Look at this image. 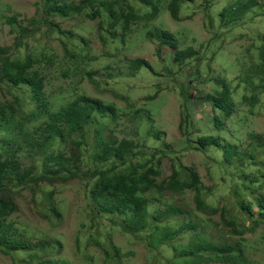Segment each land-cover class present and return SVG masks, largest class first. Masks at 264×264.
I'll list each match as a JSON object with an SVG mask.
<instances>
[{
	"label": "trees",
	"instance_id": "1",
	"mask_svg": "<svg viewBox=\"0 0 264 264\" xmlns=\"http://www.w3.org/2000/svg\"><path fill=\"white\" fill-rule=\"evenodd\" d=\"M193 1L38 0V15L28 23L23 24L17 14L0 15V89L12 97L0 99V254L13 264L73 262L60 255L63 233L44 234V240L34 244L12 219L19 210L15 196L28 188L48 196L42 204L45 216L60 226L66 205L52 199L53 182L63 187L77 185L84 198L80 207L84 220L78 228L80 248L95 229L101 230L106 219L115 227L119 224L123 233L131 232L147 242L149 264H157L154 256L165 264H261L249 255L253 243L246 235L253 234L264 248V134L254 133L251 127L255 109L264 105V0H231L225 6H219L217 0H203L201 11L207 22L212 29L218 26L201 50L193 46L196 39L188 32H169L157 19L160 12H169L173 20L180 21L183 7ZM82 15L99 20L97 32L104 44L99 54L90 51L94 41L79 29L77 17ZM57 18L74 21V26L64 29ZM138 24L139 39L158 42L161 60L153 65L145 59L125 58V52L137 46L129 36ZM5 26L16 35L8 47L1 45ZM247 27L254 28L250 32ZM237 31L251 34L254 43L237 59L242 70L234 85L213 76L209 64L216 62L215 57L222 61V42ZM87 32L93 35L91 29ZM44 33L51 45H41ZM54 41L64 52V65L54 61ZM116 43L119 47L114 51ZM51 66L58 67L61 79L81 77L93 84H98L94 72L100 68L108 81L135 82L134 72L145 73L156 82V92L140 103L132 101V92L120 96L126 107L116 100L70 93L67 98L59 94L53 103L47 91ZM163 72L169 80L165 92L180 94L179 151L169 143H159L165 136L162 126H156L161 112L143 113L138 108L165 96L158 91L164 87L159 78ZM206 88L212 91L205 92ZM237 99L249 107L247 111H240ZM126 111L133 113L130 120L135 132L130 134L132 139L119 140L112 133ZM259 115H264V108ZM84 145L94 153L89 156L84 150L81 154ZM183 151L203 153L210 160L214 168V174L210 167L208 171L213 181L210 187L193 165L184 167L182 162L173 165L168 178H161L160 153L172 157ZM27 161H31L28 167ZM217 213L220 219L214 220ZM155 239L157 247L153 246ZM168 243L177 248L173 258ZM109 250L115 251L114 259ZM105 253L118 263V247L110 245Z\"/></svg>",
	"mask_w": 264,
	"mask_h": 264
},
{
	"label": "rangeland",
	"instance_id": "2",
	"mask_svg": "<svg viewBox=\"0 0 264 264\" xmlns=\"http://www.w3.org/2000/svg\"><path fill=\"white\" fill-rule=\"evenodd\" d=\"M217 1L219 6H225L231 0ZM37 2L38 0H0V15H4L5 13H8V15L17 14L19 20L23 24L28 23L38 15V7L36 5ZM202 4L203 0H194L193 2L187 3L182 9L180 21L173 20L172 17H170L169 12H160L157 19H159V21L164 24L165 30H168L169 32L175 33L178 32V30H183L185 33L188 32L190 37L192 36L196 39L193 46L197 50H201L200 46L206 45L211 41L213 32L218 26L215 24V28L212 29L210 27L209 23L206 20V16L201 11ZM56 20L61 23V26L64 29H70L74 26V21H62L59 18H57ZM77 21L81 33L84 35L87 34V36L94 41L93 48H91L90 51L99 54V52L104 47V44L99 39L97 32L99 20L90 21V19L87 18L86 15H82L80 17H77ZM257 26L258 24L255 25V27ZM140 27L141 24L133 27V33L129 37L135 39V41L137 42V46L132 52H125V58L128 60L141 58L147 60L151 65H153L161 60L157 55L158 42L154 38L151 39L149 37H141L139 39ZM152 27V25L149 26L146 31H148ZM253 28L247 27L250 32L253 30ZM90 29L93 31V35L90 34V32H87ZM249 35L251 34L237 31L234 32V34L230 38L225 39L222 42V61H220L218 57L217 59L215 57L216 62L209 64L210 70L213 72V76H221L222 78H225L228 81L232 82L234 85H238L239 81H236V79H239L242 69H240L237 59L241 58L245 48H248L250 45H252V43H254V41L251 39V36ZM15 36V34L10 33V28L8 26L2 27L1 45L6 47L12 46L15 40ZM46 36L47 35L45 33L43 34V36H41L39 40L41 45H51V42L47 40ZM130 41H132V39H130ZM29 46L31 48H34L35 44L32 41H29ZM52 46V51L55 53L54 61L57 63V66H59V63L64 65L66 63V60H63L64 52L60 47V43L58 41H54L52 43ZM117 47H119V45L116 43L113 50L115 51ZM163 51L165 52L166 49H163ZM163 51L162 55H164ZM56 55L58 57H56ZM120 61L129 64L125 59H122ZM232 65L234 67H232ZM159 67H161V65ZM48 70L50 71L48 80L51 81L47 87V91L53 103L60 97L59 94H63V96L67 98L66 94L70 93L73 95L85 94L91 97L116 100V102H118L120 106L126 107L125 103L122 102L120 96H129L130 92H132V101H134L135 103H140L144 100V96L146 97L148 96V94L154 95L156 92V82L148 78V75L145 73L139 75L138 73L134 72L132 75L137 76V80L135 82H131V80L120 81L114 79H110L108 81L106 79V75H104L102 72L103 69L100 68L96 72H94L96 82H98V84H93L90 83L88 79L81 77L61 79L60 71L56 66H51ZM128 75V72H124V76ZM164 77L167 78L166 72H163V74L159 76V78H163L162 83L164 87L163 89H160L158 91L163 93L166 96H164L166 99L164 100V97L162 96L155 101H148L145 104H140L138 108L143 113L146 111H149L153 114L161 112L162 117H158L159 123H156V126H162V129L165 132V136L164 139L159 143H169L173 146V149L179 151L176 146L179 144L181 138V134L178 128V125L181 122V99L179 97L180 94L178 95L177 92H165L169 87V80L168 78L165 79ZM99 82H103V84H100ZM207 91H212V89L206 88L205 92ZM191 92H194V90H191ZM262 97H264V95H262ZM0 99L10 100L12 99V97L7 93V91L0 89ZM58 101L61 100L59 99ZM164 102L165 106H163ZM237 102L238 104H240V111L248 110L249 107L242 106L239 99H237ZM262 108H264V105L261 103V105L255 109V115L251 116V127L254 133L257 134H264V115H259V112L261 113ZM132 116L133 113L127 111L124 112L123 115H121L118 121V127L112 133L115 138H118L119 140H122L123 138L132 139L130 134H133L135 132L133 127L134 123L130 120ZM233 119L238 120L237 116H233ZM137 122L138 124L144 123L145 125H147V121H143V119H141V121L137 120ZM229 122L230 121H226L227 124H229ZM109 126L111 129L112 126ZM109 132L110 130L106 131L105 134L108 135ZM244 132L245 131H242L241 133ZM81 148V154H83L84 150H87L89 156L94 153L92 147L88 148L86 145H84ZM160 158L162 159L161 178H168L172 174L173 165L177 164L178 162H182L184 167L193 165L197 169V172L201 175L202 182L206 186L210 187L213 184V181L208 176V171L210 167V170L214 174V168L211 165L210 160L203 153L183 151L181 153H177V155H173L172 157H164V155L160 153ZM30 164L31 161L25 162L26 167H28ZM84 169L87 170L86 163L84 165ZM53 184L54 186L51 189L53 191H49L53 192L52 199L54 201H57V203L63 201V203L66 205L64 219L60 226H55L48 218H46V206L44 203V206L42 207V204L43 202H45V200H48V196H42L40 190L35 191L33 189L24 188L20 190L18 192L19 194L15 196V201L19 205V210L18 213L13 215L12 219L16 223V225L18 224L17 227L24 232L23 236L26 240L32 241L34 244H37L40 240H44V234L56 233L62 235L63 233L65 239L63 240V247L60 255L71 258V260L73 261H68L65 264H115L114 261L110 260L105 253V248H108V246L110 245H114L121 250V254H119V257L116 258V261L118 262L117 264H149L147 258L149 254H147L148 251L144 245L147 244V242L136 238L137 236L131 232H129V234L125 232L123 233L118 228L120 227L119 224L118 227H115L113 223L111 225L106 219L102 220L101 230L97 232V230L95 229L93 237H88L85 245L83 246V244H81L80 248V246L78 245V228L81 222L84 220L80 214V207L83 205L82 199L84 198L80 197L77 185L63 187L60 186V184H56L55 182H53ZM43 189H45V187H43ZM187 197L188 201L193 204L192 194H189ZM64 204H62V206L65 207ZM213 219L219 220L220 214H214ZM91 225L92 222L90 221L89 229L91 228ZM25 229L32 232L25 233ZM40 234L41 236H39ZM246 236L253 243V248L251 254L249 253V255L253 260H256L258 263L264 264V248L262 246V243L258 238L254 237L253 234H247ZM95 237L98 240H95ZM54 239L56 240V238ZM98 241L100 245L96 243ZM158 245L159 242H157V240L155 239V241H153V246L157 247ZM167 245H170L171 247V258H173V256H175L174 248H176V246H174L173 243H168ZM167 248L170 249L168 246ZM51 249L52 245L49 250L51 251ZM114 252V250L108 251V255L112 259H114V257L116 256V253L114 254ZM132 252L134 255H132ZM86 256H89V259L83 260V258H85ZM21 257L25 258V255L22 254ZM153 258L157 264H165L161 259H158L157 256H154ZM0 264H13V262L8 256L0 254Z\"/></svg>",
	"mask_w": 264,
	"mask_h": 264
}]
</instances>
